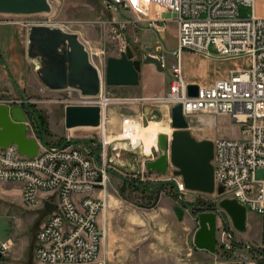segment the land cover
Here are the masks:
<instances>
[{"label": "built area", "instance_id": "1", "mask_svg": "<svg viewBox=\"0 0 264 264\" xmlns=\"http://www.w3.org/2000/svg\"><path fill=\"white\" fill-rule=\"evenodd\" d=\"M257 2L104 0L103 8L109 13L137 15L155 6L175 17L177 46L171 54L179 63L173 67L169 94L151 101L166 106L170 113L174 107L182 105L187 121L196 115L226 116L239 125L242 139L214 141L215 194L212 196L217 198L216 206L224 199L236 200L247 211L264 218V176H258V172L264 170V18L255 15ZM128 20L120 23L121 29L140 22ZM146 30L161 35L165 28L157 21H150ZM158 47L164 52L161 38ZM184 52L219 61L243 60L247 68H236L227 79L199 86L198 96L191 97L189 86L192 84L185 79L180 63ZM156 58L166 68L164 53ZM78 93L81 101L76 105L101 108V125L94 128L99 131L98 139L83 143L68 139L63 145L41 146L34 158L21 155L16 146L0 149V183L22 184L24 209L42 208L47 216L36 236L34 256L37 264H106L100 256L106 236L100 222L108 207L109 176L115 165L109 152L140 148L132 142L137 134L133 123L145 126L143 116L123 119L120 135L110 141L106 121L110 104H105L110 100L105 96L104 87L95 98ZM27 103L23 100L0 105L25 108ZM154 151L157 156L151 154L149 161L161 154L159 148ZM174 171L170 166L167 175L153 173L155 178L150 180L161 184L175 181V190L185 194L183 181L174 176ZM220 187L224 189L222 195L218 194ZM46 202L57 206L51 215L45 210ZM220 217L224 224L217 231V252L226 254L229 264H255L251 257L253 247L237 244L230 218L226 214ZM12 247L10 241L1 244L0 254L9 253Z\"/></svg>", "mask_w": 264, "mask_h": 264}, {"label": "rangeland", "instance_id": "2", "mask_svg": "<svg viewBox=\"0 0 264 264\" xmlns=\"http://www.w3.org/2000/svg\"><path fill=\"white\" fill-rule=\"evenodd\" d=\"M100 1L101 3H98V0H50L51 12L48 14L0 15V23H10V26L0 25V53L3 54L6 51L16 60L22 59V66L18 73L15 72V69L10 70L13 66H17V61L9 62L10 69L6 66L0 67V104L28 101L25 108L27 105H31L35 113L34 118H31V123L36 118L43 119L45 140L51 146H56L68 139L79 143L98 139L99 131L92 128L73 130L65 128L66 102L76 105L81 101L80 95L72 90L59 92L44 90L45 87L41 84L35 71L37 62L31 61L27 57L29 30L37 25L62 28L67 32L77 34L89 52L92 64L100 69L102 75L107 60L110 57H119L128 46L133 50L135 58L141 61L147 55L158 57L164 53L166 68L163 72H157L151 65L145 66L142 72L143 80L154 79V84L162 91V94L144 98L141 96L140 89H122L105 85V96L112 101L106 110V121L109 140L120 135L122 121L128 116H143L149 122H161L171 128V113L168 114L167 107L156 104L150 99L167 96L170 92L173 67L179 63V60L171 54V51L177 46L176 24L174 21H166L162 35L149 31L142 32L140 28L147 31L149 23L146 22L136 24L130 22L131 24H128L127 28L121 29L120 23L132 16L123 14L122 18L118 17V22L115 25L114 19L104 11V0ZM152 8L156 7L150 6L149 10L139 12L138 18L149 19ZM133 20L134 18H131L128 21ZM161 36L165 45L164 52L156 45ZM211 50L214 52L213 49ZM1 58L2 56H0ZM207 62L211 63L204 65ZM180 63L187 82H196L201 85L210 84L207 82H211L215 78H225L231 70L236 68H247L243 60L211 61L189 52L183 53ZM227 118L226 116L212 115L192 116L188 119L189 131L197 141L210 140L214 142L219 139H242L239 125ZM31 126L30 136L42 141L43 139L37 133L38 124L35 126L32 123ZM40 127L42 129V126ZM128 150L130 149L124 148L119 152H109L115 165L109 176V202L104 213L108 240L116 241L118 247H130L133 245L128 238L134 236H153L158 241L163 236L169 235L170 242L167 244L168 249L165 245L161 248V243L154 244L158 247L152 251L148 246L153 245L148 243L143 244L146 248L143 251L119 249L112 257V264H134L135 261L138 264H192V258L188 256V249L196 248L194 232L199 227V209L185 211L184 218L180 221L174 211L175 207H182L175 188L172 186L160 188L161 183H154L150 180L155 178L152 176L153 173H147L145 163L153 155L157 156L154 147H151L153 155L150 157L145 156L140 148L130 151L138 154L137 157L130 155ZM140 167L143 168L142 172L139 170ZM8 184L0 183V239L6 240L20 235L22 240L29 241L36 222L44 223L46 221V213L42 208L24 209L22 201L18 197L19 191L12 186L13 183ZM152 189L157 190L149 191ZM158 197L160 199L155 206ZM183 199L196 208L215 205L217 200L212 195L190 191L183 194ZM248 213L249 219L255 216V213L251 211ZM220 218L222 220V217ZM187 222H190L193 227L188 228ZM22 231L27 233L23 235ZM260 231H256L254 237L261 242L264 239V232ZM184 240H187L188 244L184 243ZM138 244L140 245V243ZM254 256L251 253L252 260L255 264H259L261 257ZM201 264H207V261L202 259Z\"/></svg>", "mask_w": 264, "mask_h": 264}, {"label": "water", "instance_id": "3", "mask_svg": "<svg viewBox=\"0 0 264 264\" xmlns=\"http://www.w3.org/2000/svg\"><path fill=\"white\" fill-rule=\"evenodd\" d=\"M51 12L50 0H0V15L33 16ZM27 57L37 62L36 74L41 84L50 91L73 90L84 97L95 98L101 89L108 87H136L140 84L143 65H155L159 72L164 68L160 60L147 55L143 61L135 58L131 47H127L119 57L107 60L104 74L95 67L89 52L79 36L62 28L37 25L29 30ZM199 86L190 85L189 95L198 96ZM32 115L27 108L0 105V149L16 146L21 155L34 158L41 146L47 148L45 139L42 141L30 136ZM144 125L149 121L144 117ZM101 125V108L99 106L70 105L65 109V128H99ZM171 138L161 134L158 138L160 156L145 164L147 171L167 175L169 167L175 171L174 176L181 178L184 187L190 192L215 194L214 142L210 140L197 141L189 131V123L183 114V106L178 105L171 111ZM133 157L138 154L130 152ZM140 172L143 170L139 168ZM264 176V170L258 172ZM172 186L177 188L175 181L160 184V188ZM224 189L220 187L218 194ZM181 206L174 211L180 221L185 211H192L193 206L183 199V193L176 191ZM157 198L155 206L159 201ZM57 206L46 202L48 215L55 212ZM227 215L233 228L239 233L247 231L246 207L236 200L224 199L211 212L202 211L198 216L199 228L194 237L197 249L215 254L217 252V231L220 215ZM1 257V256H0Z\"/></svg>", "mask_w": 264, "mask_h": 264}, {"label": "crops", "instance_id": "4", "mask_svg": "<svg viewBox=\"0 0 264 264\" xmlns=\"http://www.w3.org/2000/svg\"><path fill=\"white\" fill-rule=\"evenodd\" d=\"M99 1L100 0H98V3H101V1L100 2ZM104 11H106V10L104 9ZM254 12L258 18H264V0H258V2L256 3V6H255ZM106 14L111 16L116 22H118V17L122 18V16H123V14H120L117 12L109 13L106 11ZM127 14L132 16L131 18L139 20L140 23L141 22L142 23H144V22L149 23L150 21H157L159 26H163L164 28H165V22L166 21H174V23L176 24L175 17L172 14H170L168 12L158 11L156 8H152L150 10V13H149L150 17H149V19H145V20L138 18L137 15H132L130 13H126V15ZM131 18H128V19H131ZM103 24H105V23H103ZM3 26H10V25H3ZM176 27H177V24H176ZM140 30L142 32H145V33L148 32V31H144L142 28H140ZM160 38L162 39V36ZM160 38H159V40H160ZM159 40L156 42V45H158ZM161 53H163V52H161ZM0 56H2V58L0 59V67H3V68H4V66L9 67V64H10L9 62H12V61L16 62L17 61V63H18V64L16 63L17 66L16 67L13 66L12 69H10V67H9V69L10 70L15 69L16 73L19 72V68L22 66V59L16 60L14 56L12 58V56H10V54H8L6 51H4L3 54L0 53ZM159 56H161V55H159ZM197 56H199V55H197ZM205 59H207V58H205ZM207 60L219 61V60H215V59H207ZM220 62H225V61H220ZM210 63L211 62H207L204 65H207V64L209 65ZM145 66H147V65H143L142 72H143V69ZM151 66L154 67V69L157 72H159L155 65H151ZM231 71H233V70H231ZM142 72L140 75V84L138 86H136V87H118V88L140 89V92L142 94L141 96H143L144 98H152V97H156V94L157 95L162 94V91H160L159 88L156 87V85L154 84V79L148 78L146 80H143ZM159 73H161V72H159ZM229 74L225 78H220V79L215 78V80H213L211 82H207V83H210L207 85H201L200 83H196V82L190 83V84L197 85L200 87L209 86V85H212L213 83H215L216 81H219L222 79H227ZM0 75H1V72H0ZM167 111H168V114H170V110L168 109ZM130 117H133V116H130ZM227 119L231 120L230 118H227ZM3 184L9 185L8 183H3ZM12 186L19 191L18 197H19L20 201H22V187H23V185L20 183H13ZM254 215L255 216H252L249 219V213H248V215H247V231L245 233H239L235 230V233H234L235 241L239 245H251L252 247H256V248L264 250V239L260 242L258 240V238L254 237V234L256 233V231L261 230L262 232H264V223H263L264 218L257 215V214H254ZM102 216L103 217H101L100 224L103 227V229L105 230L106 236H105V239L103 240V243H102L100 256H101V259H103V261L106 264H112L113 263L112 257L114 256V254H116L118 252L119 249H122V250L128 249L130 251H135V252L143 251L146 249L145 246L143 245L144 243H148V244L153 245V246H148V248L151 249V251H152V249H156V247H158L157 245L154 246V244H156V243H161L162 244L161 248H163L164 245L167 247L166 249L169 248V246H167V244H169V242H170V236L169 235L163 236L161 238V240H158V241L155 240V238L153 236H141V237L134 236L132 238H128L129 242L133 246H130V247L119 246L118 247L116 245V241H111V240L109 241L108 240V231H107V226H106L105 219H104V214ZM219 219L220 220L218 222V228H221V226L224 224V220H223V218L221 220L220 217H219ZM187 223H188V225H187L188 228L193 227L190 222H187ZM42 224H43V222H36V225L34 227V230L32 231V235H31L29 241L22 240V238H20V235H17L13 238H8L6 240L0 239V245L5 243V242H8V241H10V243L13 244V247L9 253H7L5 255L0 254V256H1L0 257V264H37V262L35 260V256H34V249H35V245H36V236H37V233H38L39 229L41 228ZM198 228L194 232V237H195V234H196ZM26 233L27 232L22 231L21 234L24 235ZM138 243H140V245ZM184 243H187V240H184ZM188 250H189L188 256L190 258H192L191 259V261L193 262L192 264H201L202 259H205L207 261V264H229V257L226 254H221L219 252L212 254V253H209L207 251H202V250H199V249L194 248V247L189 248ZM134 264H138V263L135 261Z\"/></svg>", "mask_w": 264, "mask_h": 264}, {"label": "bare ground", "instance_id": "5", "mask_svg": "<svg viewBox=\"0 0 264 264\" xmlns=\"http://www.w3.org/2000/svg\"><path fill=\"white\" fill-rule=\"evenodd\" d=\"M105 104H112V101L105 102ZM133 125L137 128V134L132 139V142L135 146L140 145V149H142V152H144L143 154L145 156H149V157L151 156L152 154L151 147L159 148L158 138L161 134H166L170 138L172 136V129L169 127V125L168 126L164 125L161 122L150 121L147 126H142V125H138V123L134 121ZM125 144H126L125 146H127V143Z\"/></svg>", "mask_w": 264, "mask_h": 264}, {"label": "trees", "instance_id": "6", "mask_svg": "<svg viewBox=\"0 0 264 264\" xmlns=\"http://www.w3.org/2000/svg\"><path fill=\"white\" fill-rule=\"evenodd\" d=\"M27 109H28V111H29V113H31V115H32V117H33V115H35V113H34V110H33V107L31 106V105H27V107H26ZM34 118V117H33ZM33 120V119H32ZM32 123H34V125L35 126H37V124H38V131H37V133H38V135L42 138V139H45V129H44V122H43V119H41V118H36V119H34L33 120V122ZM31 123V124H32ZM40 126H42V129H41V127ZM47 141V140H46ZM66 142V141H65ZM65 142H61V143H59L58 145H63ZM72 143V142H71ZM47 144H48V146H51L48 142H47ZM157 189H159V188H157ZM157 189H152V190H149V191H151V192H155ZM211 206H216V205H211ZM214 209V208H213ZM251 253H252V255H253V257H255L254 255H258L259 257H261V260L259 261V264H264V250H262V249H259V248H256V247H253V249H252V251H251Z\"/></svg>", "mask_w": 264, "mask_h": 264}, {"label": "flooded vegetation", "instance_id": "7", "mask_svg": "<svg viewBox=\"0 0 264 264\" xmlns=\"http://www.w3.org/2000/svg\"><path fill=\"white\" fill-rule=\"evenodd\" d=\"M212 205V204H211ZM209 206V207H204V208H196V207H194L193 205H191V206H193V210L192 211H195L194 209H199V211L198 212H201L202 211V209H203V211H207V212H211L212 211V209L214 208V206Z\"/></svg>", "mask_w": 264, "mask_h": 264}]
</instances>
